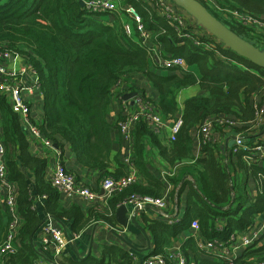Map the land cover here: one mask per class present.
<instances>
[{
  "label": "trees",
  "instance_id": "16d2710c",
  "mask_svg": "<svg viewBox=\"0 0 264 264\" xmlns=\"http://www.w3.org/2000/svg\"><path fill=\"white\" fill-rule=\"evenodd\" d=\"M199 1L224 26L264 53V31L241 26L229 15L224 16L209 9L204 1ZM211 1L218 7L227 6L264 21V0ZM126 2L139 14L145 30L152 33L159 50L161 48L159 56L162 59H183L189 70H167L169 73L163 72L162 75L155 72L161 69L156 66L150 52L131 43L123 35L119 21L114 22L115 18L111 16L87 15L77 0H0V53L19 55L35 73L43 97L44 125L38 126L40 133L60 148V158L64 159L63 147H68L83 169L99 172L100 181L105 177H124L129 173L125 167L122 174H110L108 170L111 134L112 130H118L117 122L115 125L108 123V115L112 101L118 99L116 88L119 83L131 75L147 80L157 93V102L150 100L156 104L160 114L172 121L179 115L176 95L197 85L201 94L184 102L180 116L182 126L174 142L162 147L144 122L134 125L131 163L148 184L133 185L110 198L107 201L108 211L113 212L134 194L161 198L160 181L146 174L145 143L149 138L170 165L178 163L183 166L185 161L194 163L195 166L190 167L193 168L196 183L195 187L192 181L183 177L168 179L174 184L176 192L189 187L186 208L180 222L171 227L144 220L154 245L151 254H163L178 236L191 231L194 221L204 242H224L232 234L250 231L257 217L264 215V190L258 178L262 176L264 179V167L260 166L264 165V160L248 165L246 152L239 150L233 153L230 150L235 159L232 162L228 158L229 164L225 166L215 144L200 146L202 157L194 158L192 134L205 120L224 118L236 125L232 129L216 125V132L223 134L228 129L227 134L231 131L246 134L248 142L245 145L253 147L255 130L251 129L250 123L255 116L254 104L264 103V70L224 48L211 37H198L199 46L192 39H180L175 29L165 23L151 6L139 0ZM192 37L195 38L194 35ZM142 97L146 98V95ZM0 116L7 176L16 185L17 212L24 219L15 242L16 252L0 259V263L34 264L37 252L30 241L42 221L32 208L34 198H45L44 211L57 222H61L67 214L59 205L58 192L45 181L46 159L30 154L32 139L27 140L20 117L12 112L10 100L2 94ZM260 145L264 146V142ZM125 147L128 149L126 143ZM66 171L79 179L71 170ZM237 172L246 173V178L260 186L255 197L248 196L247 185L242 181L239 184L234 182L232 175ZM30 176H33L34 183ZM1 206L0 243L9 223V220L7 223L4 221L5 213ZM106 214L97 208L90 210V217L94 220L108 219ZM219 219L225 220V227L221 230L216 226ZM102 250L103 257L110 261L119 257L124 264H131L118 249L104 247ZM191 250L195 252V249ZM181 251L186 257L190 254L185 248ZM255 262H264V238L244 249L234 260L235 264ZM198 263L227 264L209 260Z\"/></svg>",
  "mask_w": 264,
  "mask_h": 264
},
{
  "label": "built area",
  "instance_id": "2783aa9c",
  "mask_svg": "<svg viewBox=\"0 0 264 264\" xmlns=\"http://www.w3.org/2000/svg\"><path fill=\"white\" fill-rule=\"evenodd\" d=\"M79 1L83 3V9L87 15L111 16L115 19L117 18L122 27L123 35L140 49L150 52L152 59L159 69H176L186 71L187 66L183 59H162L159 56L156 51L158 45L152 33L145 30L139 14L131 6L124 5L122 0ZM139 1L151 6L155 13L165 23L175 29L180 39H192V42L199 46L200 43L198 41V37H206L204 32L198 29H196L195 32L192 31L191 26L186 25L181 16L176 14V6L168 0ZM202 1L206 3L209 9L216 10L220 14L223 13L224 16L229 15L235 23L240 24L241 26L264 31V21L256 18L254 15L246 12L240 13L238 11L231 10L227 6H225V8L221 6L218 7L214 5L211 0ZM192 35H194L195 38L192 37ZM217 43L221 44L219 41ZM121 83L123 82L121 81L119 83L117 86L118 89ZM35 91H39L35 73L30 66L24 63L23 58L19 55H11L7 52L0 53V94L10 100L12 112L20 117L29 131L32 141H38L48 149H53V144L49 140L45 139L40 133L38 126L31 123L29 120V111L26 103L24 102V94L27 93L32 95ZM119 92L121 95H118L117 93V97L118 99H121L122 95L126 93L122 91ZM132 100L136 107L134 114L131 116H125L117 122V128L120 136L128 146L127 156L125 157L123 164L126 166L129 173L126 176L117 179L111 177L101 179L100 188L103 191L106 202L125 189L138 184L140 181V177L136 174L134 165L131 163L132 130L134 125L139 121L144 122L149 131L157 138L162 135L164 130V117L158 111L156 104H154L150 99L143 98L140 94H137ZM254 108L255 116L254 120L250 123L251 129H260V132H264V103L261 105L256 103L254 104ZM216 125L227 126L228 129H232L236 123H232V121L224 118L218 120H205L196 131L197 140L199 141L200 146L211 145L213 143L212 131ZM181 126L182 121L181 118L178 117L173 121L171 127L169 128V135L167 136L168 143L175 141L176 136L180 132ZM229 134L231 135L232 131ZM247 142L248 136L246 134L234 133L233 145L230 150H232L233 153H236L239 150L246 152L247 156L245 157V160L248 162V165L250 163H255L256 160H264V146L254 143L253 147H249L245 145ZM60 155L61 153L57 151L58 163L55 165V168L49 178V183L57 192L64 195L65 198L78 199L91 205L98 199L97 193L88 187L79 184L74 176L66 171L62 162L60 163ZM5 156L6 150L2 140L0 116V192L3 195V211L7 221L9 220L7 232L0 243V259L16 252L15 242L19 231L17 226L19 215L16 207L17 188L14 183L8 180ZM167 176H169L168 178H171L172 174L168 173ZM258 178L264 190V179L262 176H258ZM259 187L260 186H258V189ZM126 204L131 205L135 210V213L133 214L134 218H142L145 215V210L151 207L156 210L159 219H167V221H164V225L171 227L178 222L174 213H168L166 208L167 203L163 198H152L134 194L127 198ZM261 216L264 215H259L257 219ZM263 225L264 220L262 222V226ZM190 228L192 231L197 232V222H192ZM250 231L243 234H232L229 239L224 242L214 240L211 242H203L201 245H198L200 246V249L204 250L206 253H211L219 262L235 264V252L241 249H247L255 242L257 235L249 234ZM41 237L42 249L47 251L50 246H54L56 248L54 254H59L60 250L67 244L65 234L61 231V229L53 227V225L49 222L44 227ZM194 237L197 240L195 235ZM135 264H188V259L181 251V248L175 247L174 245L173 248L170 247L165 250L163 254L153 255L149 253L141 262H136ZM251 264H264V262H255Z\"/></svg>",
  "mask_w": 264,
  "mask_h": 264
},
{
  "label": "crops",
  "instance_id": "0c3cea01",
  "mask_svg": "<svg viewBox=\"0 0 264 264\" xmlns=\"http://www.w3.org/2000/svg\"><path fill=\"white\" fill-rule=\"evenodd\" d=\"M77 2H79V0H77ZM122 3L124 5H128L126 4V0H122ZM175 12L178 16H181L186 25L191 26L192 31L195 32V30L198 29L196 22L188 14L180 10V8L176 7ZM114 22H118L117 18L114 20ZM212 40L218 42V40H216L215 38H213ZM156 51L161 56V48L159 50V48L157 47ZM187 70L189 69L187 68L186 71ZM155 72L160 73L161 75L163 74V72H166L167 74L169 73L167 70H157ZM119 91L125 92L126 94L122 95L121 99H114L112 101V107L110 108L108 115V123L112 125H115L116 122L123 119L125 116H131L136 111V107L132 100L133 98L129 99L125 97L131 94L142 95L143 93L149 96L151 100L157 102L156 91L152 88L148 81L144 80V78H142L141 76L131 75L125 77L119 89L116 88V92L118 93V95H121ZM200 94L201 90L197 85L181 90L175 98L176 108L179 112V115L177 117L181 116L184 102L189 99L195 98ZM24 102L26 103L29 111L30 122L36 124L37 126L44 125L43 97L41 93L39 91H35L32 95L25 93ZM20 121L23 130L25 131L27 140H31L29 131L27 130L21 119ZM173 121L171 118L166 119L164 117V130L162 135L158 138V141L161 142L162 147L168 144L167 136L169 135V128L171 127ZM226 132L227 130H224V133L221 134L213 129L212 144H215L219 152L221 163L225 166H228V158L231 159L232 162H234L235 158L230 155V147L226 146V144L228 143L227 140H230L231 138L230 134H227ZM192 135V139H194L193 157L200 158L202 157V155L200 152V144L197 140L196 131L193 132ZM252 136L255 138L253 139V143L264 142V132H260V129L255 130ZM111 139L112 148L110 154V168L108 170L110 174H113L114 172L122 174L124 167L126 168L123 162L125 157L127 156V147H125V143L122 141L118 130H112ZM145 149L146 174L160 181L159 183L162 186L161 198L166 200L167 211L168 213H174L177 221L180 222V219H182L180 218L181 211L186 208V199L189 187L184 186L185 188L181 190L178 189V191L176 192L174 184L168 181L169 176H167V174L171 173L172 177H176V179H180L183 177L189 182L192 181L196 187V183L193 179V168L190 167L195 166V164H190L185 161L183 166H180V164L178 163H176L175 165H170L168 161L160 155V152L158 150L159 147L157 148L156 145L152 144L149 138L146 139ZM57 151L61 153L60 148H58V146L56 145H53V149H48L38 141L29 144V152L31 155L46 159L47 161L48 166L46 167L45 171L46 182H49V178L55 168V165L58 163ZM63 152L64 159L60 158V163L62 162V165L64 166V168L66 167L67 170H71L74 174H77L79 179H77L76 181L79 184L88 187L92 191L96 192L98 195V199L90 205L78 199L65 198L64 195L58 192L59 205L67 215L63 217V220L61 222H57L53 219L52 216L45 213V198H34L32 208H34L42 218V221L38 226L39 229L36 235L32 238L33 240L31 242V246H33V248L37 252V260L34 262V264H95V262H102V264H124V261L119 259V257H115V259L111 261L109 260V258H104V251L102 250L104 247L107 249L115 248L122 251L131 264L141 262L149 253H151V250H153L154 247L152 238L149 232L145 229L146 224L144 220H147L148 222L156 221L164 223V221H167V219H159L156 210L149 207L145 210V215L142 218H135V224L134 222H132L135 210L131 205H128L126 203L120 204L114 209L113 212H109L107 202L104 199L103 191L100 188L99 172L83 169L77 163L75 156L71 153L68 147L64 146ZM260 166L264 167V165ZM136 174H139L138 176L140 177V181L138 184H141V186H146L148 184V181L144 179V176L140 172H138V170ZM245 174L246 173L244 172H237V174L232 175L233 180L238 184L241 181L243 184H246L248 196L250 198L255 197L256 194H258V186L252 179H249L248 177L246 178ZM30 178L34 183L35 180L33 176H30ZM177 195L179 196V199ZM2 201L3 195L0 192L1 205ZM1 207L3 209V205ZM93 208L104 211V214L106 212L107 216H105L108 219L94 220V217H90V210ZM263 220L264 216L259 217L257 219V223L255 222L254 224V229L252 228L249 232V234L251 235H257L255 242H260V240L264 238V225L262 226ZM4 221L5 223H7L6 217H4ZM48 222L52 224L53 227L61 229L67 239V244L60 250L59 254H54L56 249L54 246H50L48 249L49 251H44L42 249L41 236L43 233V229ZM23 224L24 219L19 215L17 221L19 230L23 226ZM216 226L219 230L223 229V227H225V220H217ZM141 230L146 234L147 238L144 237ZM194 235L197 237V240L195 239ZM203 242L204 241L200 238L199 233L191 230L190 232L188 231L178 236L176 240L172 242V245L174 244L175 247L185 248L190 251L189 256H187L188 264H199L198 261L200 260H209L211 262L219 263V261L211 253H206L204 250L200 249L199 245H201ZM174 245L171 247L173 248ZM191 248L195 249V252H193ZM243 250L244 249L237 251L238 254L235 252L236 258L241 255Z\"/></svg>",
  "mask_w": 264,
  "mask_h": 264
},
{
  "label": "water",
  "instance_id": "95a60500",
  "mask_svg": "<svg viewBox=\"0 0 264 264\" xmlns=\"http://www.w3.org/2000/svg\"><path fill=\"white\" fill-rule=\"evenodd\" d=\"M176 7L180 8L183 12L188 14L197 25L198 30L207 33L210 37L218 40L222 45H225L227 49L232 51L237 56L245 59L259 69L264 70V53L251 46L246 41L242 40L230 29L224 26L214 16L210 14L207 8L198 0H168ZM83 8V3L78 2ZM137 94H131L125 98H134ZM233 135L230 136V140H227V147L233 145ZM132 222L135 223V218H132ZM136 224V223H135ZM39 228V227H38ZM144 237L146 234L141 230ZM147 238V237H146ZM32 242V239L30 243ZM148 242V240H147ZM149 245V244H148Z\"/></svg>",
  "mask_w": 264,
  "mask_h": 264
},
{
  "label": "rangeland",
  "instance_id": "374dc122",
  "mask_svg": "<svg viewBox=\"0 0 264 264\" xmlns=\"http://www.w3.org/2000/svg\"><path fill=\"white\" fill-rule=\"evenodd\" d=\"M221 4H224L223 2H221ZM224 8H225V6H224ZM178 11V10H177ZM260 20H263V19H261V18H259ZM204 35L207 37V38H209L210 36L207 34V33H204ZM212 38V37H211ZM224 48H226L225 47V45H222ZM124 81V80H123ZM122 81V82H123ZM144 94L142 93V96H143ZM146 95V94H145ZM146 98L147 99H150L149 98V96H147L146 95ZM176 118H178V117H176ZM255 144H260V143H255ZM184 212H185V209H183L182 211H181V214H180V218H182V216H183V214H184ZM242 250V249H241ZM238 251H240V250H238ZM237 254H238V252H236ZM234 258H236V254H234Z\"/></svg>",
  "mask_w": 264,
  "mask_h": 264
}]
</instances>
